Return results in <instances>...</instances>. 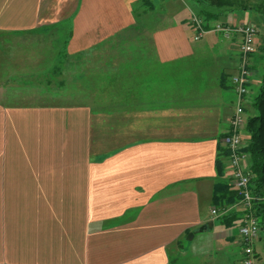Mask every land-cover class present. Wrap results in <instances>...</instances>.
<instances>
[{
  "label": "crops",
  "instance_id": "1",
  "mask_svg": "<svg viewBox=\"0 0 264 264\" xmlns=\"http://www.w3.org/2000/svg\"><path fill=\"white\" fill-rule=\"evenodd\" d=\"M144 1L0 0V37L62 40L69 55L127 45L101 83L109 94L70 105L19 100L35 94L4 76L19 68L0 41V264H173L185 237L206 232L228 250V264H241L237 225L212 214L217 161L230 180L222 139L236 104L241 36L200 37L192 18L215 10L208 4L147 0L151 10ZM254 14L264 19L226 11L209 28L255 25ZM258 30L248 118L264 76ZM255 248L264 261L262 234Z\"/></svg>",
  "mask_w": 264,
  "mask_h": 264
},
{
  "label": "rangeland",
  "instance_id": "2",
  "mask_svg": "<svg viewBox=\"0 0 264 264\" xmlns=\"http://www.w3.org/2000/svg\"><path fill=\"white\" fill-rule=\"evenodd\" d=\"M240 15L242 12L237 11L234 19L241 21ZM253 19L255 26L260 28L261 35H264L263 17L254 14ZM244 20L248 21V18ZM143 21L146 22L139 23L141 28L147 24L148 18ZM0 41L6 48L11 65L13 62V65L19 68L13 74L6 71L4 76L12 77L15 86H22L21 91L35 94L21 96L19 100L24 103L87 104L94 100L95 95L109 94V87L102 89L101 83L103 79L108 83L110 79L108 66L120 63L124 58V52L118 50L127 47L125 42L109 43L106 46L109 49L103 52L69 55L64 49V41L58 39H45V37L22 39L2 36ZM261 74L264 75V72ZM95 83H97L96 86ZM29 84L31 87H26ZM259 91V87L254 90L250 96L252 101ZM50 95L52 97H49ZM252 109L253 107L249 111L254 113ZM204 235V238L199 236L196 239L185 237L181 251L178 252L177 249L173 251L171 257L173 264H228L226 261V256L229 255L228 250L214 245L212 240L208 239L210 237L208 232Z\"/></svg>",
  "mask_w": 264,
  "mask_h": 264
},
{
  "label": "built area",
  "instance_id": "3",
  "mask_svg": "<svg viewBox=\"0 0 264 264\" xmlns=\"http://www.w3.org/2000/svg\"><path fill=\"white\" fill-rule=\"evenodd\" d=\"M192 23L200 37L209 31H217L229 37L233 33L241 36L240 61L237 72L231 77L233 90L236 94V104L230 119V129L223 137L222 143L228 150V158L231 167L230 184L238 192L240 199L237 203L222 210L213 209L215 218L228 215L231 212L240 213V219L236 223L238 234L242 240L243 257L241 264H264L260 258L255 243L260 239L262 229L255 212L256 198L252 193V175L245 167L247 153L244 151V132L247 127L246 98L249 94V83L252 76L251 58L257 51L258 28L251 23L241 24L237 27L217 24L207 28L205 21L194 15Z\"/></svg>",
  "mask_w": 264,
  "mask_h": 264
},
{
  "label": "trees",
  "instance_id": "4",
  "mask_svg": "<svg viewBox=\"0 0 264 264\" xmlns=\"http://www.w3.org/2000/svg\"><path fill=\"white\" fill-rule=\"evenodd\" d=\"M201 4H208L215 10H203L201 16L209 28V22L216 19L219 14L226 11L235 10H255L264 15V0H253V2L243 0H195ZM151 10L154 6L147 0L144 1ZM253 5V6H250ZM256 114L248 118L246 132L249 142L244 147L245 153L250 157L249 171L252 175L251 188L256 198L255 212L262 229V239L264 241V76L259 94L253 101ZM228 150L224 148L223 155L228 157ZM218 174L221 180L216 183L213 193L212 206L216 210H222L237 203L240 199L238 192L224 179L225 167L219 160L217 161ZM220 223L226 227H233L240 219V213L231 212L228 215L218 218Z\"/></svg>",
  "mask_w": 264,
  "mask_h": 264
},
{
  "label": "water",
  "instance_id": "5",
  "mask_svg": "<svg viewBox=\"0 0 264 264\" xmlns=\"http://www.w3.org/2000/svg\"><path fill=\"white\" fill-rule=\"evenodd\" d=\"M190 238H193V234L190 235Z\"/></svg>",
  "mask_w": 264,
  "mask_h": 264
}]
</instances>
